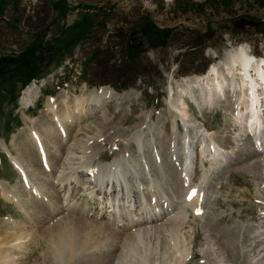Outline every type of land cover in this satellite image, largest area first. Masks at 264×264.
<instances>
[{
    "label": "rangeland",
    "instance_id": "obj_1",
    "mask_svg": "<svg viewBox=\"0 0 264 264\" xmlns=\"http://www.w3.org/2000/svg\"><path fill=\"white\" fill-rule=\"evenodd\" d=\"M242 18L262 22L259 27L263 28L264 6L261 0H0V74L8 68L18 72L16 61L20 56L30 62L36 58L33 71L38 77L28 81L27 85L38 88L39 94V102L31 105L35 107L24 111L19 108L23 102L20 99L21 103L15 109L9 102L13 100L12 96L6 91H19L28 78L19 79L18 74L10 79L6 74L0 76V96L3 91L0 97V140L8 146L6 150L5 143L0 141V220L25 217L1 191V183L22 185L11 155L19 154L16 144L20 136L27 132V126L32 124L30 120L26 123L25 118L29 116L38 121L45 112L50 95L58 98L67 93L70 98H75L84 88L97 90L100 85L116 86L118 93H126L130 98L119 103L108 102L106 115L93 106L88 118L81 120L77 127L80 139L94 134L97 126L104 127L102 130L108 140L102 136L103 141L100 138L93 144L95 152H98L94 165L111 163L126 150L139 160L140 149L131 139L138 131L146 134L147 140L155 138L158 142L160 138H171L176 125L180 136H184L181 132L182 120L178 118L175 121L170 109L185 98L191 117L214 133L215 142L225 154L221 161H213L211 154L202 157L199 143L195 146V173L192 172L191 179L194 177L193 182L204 190L203 213L196 215L190 206L186 207L189 216L181 233L188 238L190 255L185 264H264V176L246 166L249 160H245L252 157V150H246L248 144L241 140L243 130L225 106L214 102L212 106L211 101L201 99L205 105L198 100L201 96L199 91L194 89L191 94V90L183 86L188 78L201 77L204 74L202 71L223 62L225 52L231 49L242 47L251 55L264 58L262 29L240 28L237 23ZM129 28L137 29V33ZM199 37L202 38L200 42L197 41ZM191 43L200 45L197 50H192ZM47 49L54 50L55 58L52 59L51 51ZM41 50H45L44 57L47 59L43 65ZM124 61L127 64L138 61L142 73L137 77L136 86L121 90V84L118 85L115 80L106 81L99 64L116 62L122 67ZM125 68L123 65L122 70L125 71ZM5 94L8 101L2 103ZM13 119L20 120L21 125H16ZM9 121L11 131L8 132ZM146 121L151 124L153 134L144 123ZM77 144L79 147L82 145L76 143L77 149ZM62 147L58 143L52 148V153H58ZM158 150L155 149L156 154H151L157 167L154 179L159 181L165 194L176 196L175 200L181 201L185 196L183 190L178 193L177 190L172 191L168 183L164 158L165 152H169L168 147H164V154ZM178 176H181L179 171ZM181 177L179 185L186 189ZM203 178L205 182L201 186ZM42 179L49 182V178ZM86 184L88 178L84 175L74 192L76 200L83 201L88 196L82 191ZM163 199L161 205L166 200ZM89 204L93 205L92 201ZM96 207L95 204L91 206L98 211ZM51 211L42 214L48 220L60 219L57 214L60 210L50 215ZM167 217L169 219L162 223L172 221V216ZM166 240L170 246H166L167 249L174 246L170 249L172 255L169 249L168 255L180 264L183 261L179 250L181 242L175 234ZM139 244V253L134 255L137 262L146 264L150 258L155 261L160 258L155 250L156 241L154 246ZM221 246L224 249L220 250ZM31 249L25 264H43L45 255L48 256L47 264L64 262L53 261L51 250L43 240ZM222 254L227 261L219 263ZM79 260L75 261L76 264ZM129 263L132 264V261Z\"/></svg>",
    "mask_w": 264,
    "mask_h": 264
},
{
    "label": "bare ground",
    "instance_id": "obj_2",
    "mask_svg": "<svg viewBox=\"0 0 264 264\" xmlns=\"http://www.w3.org/2000/svg\"><path fill=\"white\" fill-rule=\"evenodd\" d=\"M205 72L201 77L188 78L183 86L190 89L191 94L194 89L199 91V99L211 101L212 106L214 103L225 106L243 130L241 140L248 144L246 150H252L253 158L247 157L245 161L249 162H245L246 166L250 170L260 171L264 176V58L249 55L248 50L242 47L231 49L225 52L223 62L214 64ZM25 90V95L21 97L23 102H20V108L24 111L39 99L38 88L28 86ZM58 98L48 97L45 112L38 121L24 114L26 123L30 120L32 124L17 139L19 154L11 155L23 185L1 183V191L25 217L0 220V264H25L31 248L37 247L41 240L48 244L51 257L56 262L61 260L70 264L80 258L78 264H130L129 261L141 264L144 262H137L134 256L139 253V243L154 246L153 242L156 241L155 250L160 258L156 261L150 258L146 264H177L171 258L170 249L174 246L168 248L171 255H168L166 248L170 247L166 238L173 234L181 242L179 250L183 254V261L180 264H185L190 255L188 238L181 233L189 216L186 207L190 206L200 213L203 191L200 186L190 182L194 172L192 149L200 143L203 157L211 154L213 161L224 159L225 154L219 157L223 148L215 142L214 133L194 121L184 98L172 105L174 110L170 109L173 119L182 120L184 136H180L176 126L171 138H160L162 141L158 142L155 138L147 140L146 134L138 131L131 139L140 149L139 160L126 150L111 163L94 165L98 152H95L93 144L104 136V127L97 126L94 134L80 139L78 124L88 118L93 106L106 115L108 102L127 101L130 95L101 86L97 90L84 88L75 98H70L67 93ZM144 123L153 134L151 124L147 121ZM78 142L82 145L79 147L77 144V149L75 144ZM58 143L63 147L58 153H52V148ZM210 143L215 144L213 149L209 147ZM165 146L169 151L166 154L163 151ZM155 149L165 155V170L169 175L171 190L178 193L182 189L188 198L184 196L181 201H176V196L165 194L159 181L154 179L157 167L151 154L157 153ZM176 166L182 177L178 176ZM84 175L88 178V184L82 191L88 196L78 201L74 192ZM41 176L46 180L49 178V182ZM180 177L186 189L179 185ZM163 198L167 204L161 205ZM91 201L97 205L98 211L91 208ZM51 209L50 215L60 210L57 213L60 219L48 220L42 214ZM168 215L172 216V221L162 223L169 219ZM221 249L224 247L221 246ZM47 258L45 255L43 264H47ZM224 260L225 255L218 262L223 263Z\"/></svg>",
    "mask_w": 264,
    "mask_h": 264
},
{
    "label": "trees",
    "instance_id": "obj_3",
    "mask_svg": "<svg viewBox=\"0 0 264 264\" xmlns=\"http://www.w3.org/2000/svg\"><path fill=\"white\" fill-rule=\"evenodd\" d=\"M261 4H262V6H264V0H261ZM152 24L153 23H151V25ZM129 29L130 30H134L137 33V31H136L137 29H134V28H129ZM259 30H261L262 31L261 33L264 34V26H263V28L260 27ZM198 39L199 40H197V41H199V42H200V40H202V38H200V37ZM199 45H200L199 43L195 44V46L193 45L192 46L193 47L192 50H195L197 47H199ZM35 59L36 58H34L32 60V62H30L29 59H28V61H25V59L21 58V56H20L17 59V61H16L17 62L16 68H17L18 72H13V70L8 68V70H6L2 74H0V76L3 75V74H6V77L8 79L13 78L14 75L17 76V74L19 75V79H22V77H27L28 79H26L24 81L25 82L24 85H23V87H24L28 83V81L38 77L36 72L33 71L34 66L37 64ZM123 65L126 66L125 71L122 70ZM123 65H121L122 67H120V66L117 65L116 62L102 63V65L99 64L100 68H102L103 71H104V78H106V81L109 80L108 82H110V80L113 79L116 82H118L117 83L118 85L121 84L122 88H127V87H130V86H134L135 82L138 79L137 77L140 76V74L142 73V69L139 68V66H138V61H134V62L131 61L128 64L124 61ZM143 69H145V68H143ZM1 71H3V70H1ZM11 72H12V74H11ZM16 81H18V80H16ZM20 82L22 83L23 81H20ZM1 93H2L1 96H3V91H1ZM6 93L7 94H11V93H13V90L12 91H6ZM5 97L6 96L4 95V98L1 100L2 103L7 101V99H5ZM12 99L16 100V96L15 97L12 96Z\"/></svg>",
    "mask_w": 264,
    "mask_h": 264
},
{
    "label": "water",
    "instance_id": "obj_4",
    "mask_svg": "<svg viewBox=\"0 0 264 264\" xmlns=\"http://www.w3.org/2000/svg\"><path fill=\"white\" fill-rule=\"evenodd\" d=\"M237 24L240 28H245L246 26L259 27L262 24V22H258L255 20L247 19V18H242L239 20ZM55 55L56 53L54 52V50L51 51L52 59L55 58Z\"/></svg>",
    "mask_w": 264,
    "mask_h": 264
},
{
    "label": "flooded vegetation",
    "instance_id": "obj_5",
    "mask_svg": "<svg viewBox=\"0 0 264 264\" xmlns=\"http://www.w3.org/2000/svg\"><path fill=\"white\" fill-rule=\"evenodd\" d=\"M40 53H41V55H42V59H41V63H42V65L47 61V59H46V57H44L45 55V50H41L40 51Z\"/></svg>",
    "mask_w": 264,
    "mask_h": 264
}]
</instances>
